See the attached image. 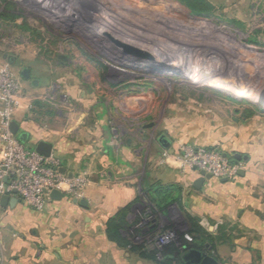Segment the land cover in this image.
Listing matches in <instances>:
<instances>
[{"label": "rangeland", "instance_id": "rangeland-1", "mask_svg": "<svg viewBox=\"0 0 264 264\" xmlns=\"http://www.w3.org/2000/svg\"><path fill=\"white\" fill-rule=\"evenodd\" d=\"M209 1L215 6L211 18L193 16L173 0H104L96 6L101 18L90 21L83 15L82 23L65 28L49 20L42 22L37 14L16 0H0V68H8L20 85L21 70L9 65L8 57L22 58L32 73L27 88L35 94L33 101L47 108L51 107L50 102L61 105L68 101L71 107L67 104L59 107L67 113L78 112L83 106L87 108L90 100L95 102L93 112L99 111V101L108 102L106 109L110 114L116 104L121 105L127 98H138V104L134 100L127 112L118 111L125 118L120 119L118 115L115 121L119 126L115 127L135 130L140 126L137 122L153 127L145 139L147 157L139 176L143 178L155 172L151 161L155 154L150 141L158 133H170L178 144L185 142L221 152L219 148L202 144L208 138H220L223 142L224 130L234 120L255 124L263 132L258 135L259 140L264 137V102H260L264 92V0L245 4L248 15L243 21L236 17L239 0ZM8 2L12 3L14 13L19 14L13 21L4 18ZM105 35L142 49L154 59L191 64L190 74L182 72L178 64H173L180 68L178 74L126 68L114 58V47L111 48ZM90 58L105 70L96 69ZM209 62V69L202 66ZM33 80L38 81L35 87L31 85ZM137 111L142 114L138 119L135 118ZM248 112L253 114L249 117ZM96 119L100 120L97 116ZM216 123L225 128L210 134L207 127L212 130ZM132 203L127 218L130 226L124 234L133 243L144 245L145 250H156L158 259L159 251L168 243L179 245L181 237L187 234L188 215L200 218L194 202L184 208L172 204L165 215L157 212L141 188ZM149 226L155 228L154 234ZM206 226L213 233L218 227H224L227 233L232 229V225L222 221L209 220ZM166 234H170L168 240L158 248L154 242ZM227 242L229 245L217 244L210 252L220 264H224L223 252L232 250L230 238ZM129 254L132 255L129 264H154Z\"/></svg>", "mask_w": 264, "mask_h": 264}, {"label": "crops", "instance_id": "crops-1", "mask_svg": "<svg viewBox=\"0 0 264 264\" xmlns=\"http://www.w3.org/2000/svg\"><path fill=\"white\" fill-rule=\"evenodd\" d=\"M249 2L252 0H239L236 4L238 21H243L248 13L244 6ZM8 59L9 65L18 71L29 70L27 78L19 79L20 106L12 120L18 124L19 132L27 135L24 146L34 148L38 141L52 144V153L60 160L64 171H86L89 184L80 198L62 195L59 200H51L43 211H36L18 199L13 206L0 207V264L131 263L130 252L107 239L105 222L120 207L138 197V189L146 177L181 185L183 205L189 207L194 202L200 210V225L207 231L212 232L206 226L209 220L232 225L229 235L232 250L227 254L223 252L224 264H264V137L259 140L263 133L261 128L234 120L224 130L223 142L220 138H208L206 144L197 142L219 148L228 156L235 153L246 156V160H241L243 175L234 180L211 177L204 180L200 189L194 188L199 173L182 170L171 159L159 163L162 152L173 151L178 144L170 133L165 132L156 134L150 141L155 154L151 160L155 172L141 178L147 157L145 139L153 127L139 122L136 125L140 126L135 130L115 127L119 126L115 121L118 115L120 119L125 118L118 111L127 112L134 100L138 104V98L123 100L110 114L106 109L108 102L99 101V115L92 111L95 102L90 100L87 108L83 106L78 112L69 110L68 113L59 108L64 107L63 104L71 107L68 101L61 105L57 101L50 102L49 108L44 104L36 105L39 101H33L35 94L27 88L32 74L30 68L20 57L9 56ZM36 81L33 80L31 85L35 87ZM122 105L127 106L124 111ZM141 115L137 111L135 118ZM96 116L100 119L99 126ZM58 122L60 124L55 125ZM222 128L225 127L216 123L212 130L207 127V131L216 134ZM160 135L168 141L166 148L158 141ZM82 199L85 205L79 203ZM226 244L229 242L221 243V246Z\"/></svg>", "mask_w": 264, "mask_h": 264}, {"label": "built area", "instance_id": "built-area-1", "mask_svg": "<svg viewBox=\"0 0 264 264\" xmlns=\"http://www.w3.org/2000/svg\"><path fill=\"white\" fill-rule=\"evenodd\" d=\"M21 6L37 14L42 22L49 20L62 27L82 23L83 15L88 20L101 18L98 3L104 0H16ZM47 18V19H45ZM206 58L210 56L204 53ZM211 62V61H210ZM207 69H209V65ZM20 106V86L10 70L0 68V193L14 195L20 202L36 210L43 211L52 200L49 193L58 190L62 195L80 198L89 184L86 171H62L60 160L51 153L48 157L38 154L19 142L9 129L13 113ZM224 152L214 148L177 144L173 151L162 152L164 160H174L182 170L204 171L215 179L234 180L243 170L244 163L230 160ZM5 179V181H4ZM14 192V193H13ZM164 235L154 243L159 248L168 240ZM184 239L190 241L186 234Z\"/></svg>", "mask_w": 264, "mask_h": 264}, {"label": "trees", "instance_id": "trees-1", "mask_svg": "<svg viewBox=\"0 0 264 264\" xmlns=\"http://www.w3.org/2000/svg\"><path fill=\"white\" fill-rule=\"evenodd\" d=\"M173 1L182 6L187 11V13L196 17L211 18L215 12V7L208 0ZM13 9L12 3L8 2L6 9L7 13L4 14V18L6 20L13 21L19 17V14L14 13ZM89 61L91 64L94 63L96 69H99L100 71L105 70L102 65L97 63L92 58H90ZM35 104L41 105L39 102H36ZM252 114V112H248L247 116H251ZM228 158L230 160L233 159L232 156H228ZM140 188L148 202H150L154 209L161 214H167L168 207L172 204H176L180 208L185 207L183 205L182 197L183 189L178 183H163L158 180H149L146 177L142 180ZM135 200H137V198ZM132 204L133 203L131 202L120 207L114 214L108 217L105 222V235L107 239L113 242L118 248L126 249L139 258L151 261L154 264H184L181 260V255L185 250L194 248L211 254L210 252L214 251L217 244L225 243L227 239H229L230 234L225 232L224 227H218L216 233H212L200 225V218L188 215L187 234L191 237V240L187 241L182 236L179 245L175 244L174 242L168 243L161 251H159L161 257L158 259V252L156 250H145L146 248L144 245L133 243L130 241L129 237L124 234V232H126L130 226L127 218ZM154 229V227L149 226V231L152 232ZM152 233L154 234L155 232ZM225 238L226 241L224 242ZM213 257L217 260V257Z\"/></svg>", "mask_w": 264, "mask_h": 264}, {"label": "water", "instance_id": "water-1", "mask_svg": "<svg viewBox=\"0 0 264 264\" xmlns=\"http://www.w3.org/2000/svg\"><path fill=\"white\" fill-rule=\"evenodd\" d=\"M105 37L107 38L109 44L111 45V48L114 47L115 50L113 54L114 58H116L120 62V65L126 68L135 69V70H146L152 73L164 72L167 74H178L180 71V68L178 69L171 63H168L166 61H161L160 59L158 60L154 59L150 54H148L142 49L129 46L122 42H118L107 35H105ZM28 75H29V70L27 68H23L20 72V76L27 78ZM260 98H261L260 102H264V92L261 94ZM9 129L11 133L16 136L19 142L21 143L26 142L27 135L24 132H19V126L16 122L11 121ZM158 141L161 143L163 147L166 148L168 146V141L166 140L164 135H160ZM33 149L38 154L48 157L52 153V144L44 141H38ZM232 158L235 161H239L242 159L246 160V156H242L241 154H237V153L233 154ZM61 170L64 171L63 168ZM238 175L242 176L243 171L240 170L238 172ZM210 178H211L210 174L204 171H200L199 177L193 183V187L196 189H200L204 180ZM222 181H226V179H223ZM49 196L52 200H59L62 196V193L58 190H53L49 193ZM16 203H17V198L15 196L11 197L7 194H0V207H5L7 204L13 206ZM79 203L82 205L86 204L85 200L83 199L79 200ZM181 260L184 264H219V262L211 254L202 252L194 248L185 250L181 255Z\"/></svg>", "mask_w": 264, "mask_h": 264}, {"label": "bare ground", "instance_id": "bare-ground-1", "mask_svg": "<svg viewBox=\"0 0 264 264\" xmlns=\"http://www.w3.org/2000/svg\"><path fill=\"white\" fill-rule=\"evenodd\" d=\"M157 57V56H156ZM157 58H159V57H157ZM169 62L171 63L172 62V64H178V65H181V70H182V72H184L185 74H190L189 73V71L191 70V64H189V65H186V64H179V63H177V62H175V61H171V60H169ZM177 65V66H178ZM203 67H207V64H206V66L205 65H202Z\"/></svg>", "mask_w": 264, "mask_h": 264}]
</instances>
